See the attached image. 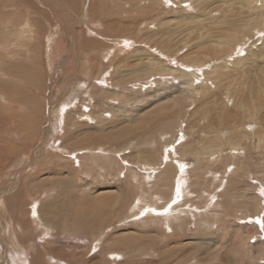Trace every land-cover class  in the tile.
<instances>
[{
  "label": "rangeland",
  "instance_id": "rangeland-1",
  "mask_svg": "<svg viewBox=\"0 0 264 264\" xmlns=\"http://www.w3.org/2000/svg\"><path fill=\"white\" fill-rule=\"evenodd\" d=\"M0 264H264V0H0Z\"/></svg>",
  "mask_w": 264,
  "mask_h": 264
},
{
  "label": "bare ground",
  "instance_id": "bare-ground-1",
  "mask_svg": "<svg viewBox=\"0 0 264 264\" xmlns=\"http://www.w3.org/2000/svg\"><path fill=\"white\" fill-rule=\"evenodd\" d=\"M110 13V12H109ZM135 22V21H134ZM81 35V34H80ZM82 36V35H81ZM81 36H79V37H81ZM84 37V36H83ZM81 39V38H80ZM121 42V41H120ZM86 44V43H85ZM112 55V53H111V51L110 52H106V54H104V56L103 57H106V56H111ZM27 63V62H26ZM29 73V72H28ZM30 76V75H29ZM102 76V75H101ZM102 80H104V77L102 78ZM82 82V81H81ZM28 83V82H27ZM75 83H76V81H75ZM74 83V84H75ZM84 84V83H83ZM187 85H188V83H187ZM24 89V88H23ZM66 89L67 88H65L64 89V91H66ZM71 90L69 91V94L66 96V98H65V101H66V103H68V104H70V102H73L74 101V99H76V97L72 94V90H73V87H71L70 88ZM188 89H189V87H188ZM186 90L185 92H188L189 90ZM58 90V89H57ZM64 95V94H63ZM63 95H62V97H63ZM85 104H87V103H85ZM66 105V104H65ZM67 107V106H66ZM69 107V106H68ZM88 106L87 105H84V109L85 108H87ZM59 109V108H58ZM52 112V111H51ZM51 116H52V114H51ZM87 116H89L88 114H87ZM52 119V118H51ZM52 121V120H51ZM20 195H18V199L20 200V197H19Z\"/></svg>",
  "mask_w": 264,
  "mask_h": 264
}]
</instances>
